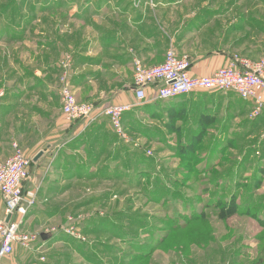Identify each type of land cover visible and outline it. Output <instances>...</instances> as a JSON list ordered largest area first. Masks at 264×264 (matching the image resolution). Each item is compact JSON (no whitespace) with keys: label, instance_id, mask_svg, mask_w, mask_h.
Here are the masks:
<instances>
[{"label":"rangeland","instance_id":"1","mask_svg":"<svg viewBox=\"0 0 264 264\" xmlns=\"http://www.w3.org/2000/svg\"><path fill=\"white\" fill-rule=\"evenodd\" d=\"M78 2L0 0V103L10 89L29 91L3 124L12 140L11 155L17 143L32 157L28 146L36 135L46 136L49 122L42 109L67 123L60 93L64 74L79 102L97 101L78 97L70 73L74 61L68 65L82 52L76 45L93 33L87 27L92 18L74 10ZM234 10L245 13L246 28L212 35L221 38V49L264 59V0H239ZM105 72L94 84L109 92L120 79L111 67ZM229 95L240 105L236 117L232 111L224 115L233 128L219 119L196 129L197 139L195 130L186 136L182 129L159 130V124L152 129L146 117L136 119L138 127L125 128L124 137L107 116L97 117L93 122L103 125L105 144L100 142L101 151L96 142L94 151L75 152L88 167L83 176L78 172L56 183L59 189H24L25 204L34 202L22 227L51 236L27 250L43 251L40 263L45 264H264V119L252 118L253 109L244 111L240 96ZM95 152L101 153L91 163Z\"/></svg>","mask_w":264,"mask_h":264},{"label":"crops","instance_id":"2","mask_svg":"<svg viewBox=\"0 0 264 264\" xmlns=\"http://www.w3.org/2000/svg\"><path fill=\"white\" fill-rule=\"evenodd\" d=\"M74 1H81L78 2L81 5L76 6L74 10L88 19L92 18L87 27L92 26L93 30V33L91 31L88 33L92 35L85 38L80 45H76L75 50L82 52L68 63L71 66L74 61L75 68L70 73L73 78V89L81 100L97 99L94 102L97 107H104L110 102L134 104L137 108H133L126 117V121L131 118L129 125L125 123L127 128L138 127L136 124L138 117L152 119V129H156L159 124V130H178L188 124L192 125L190 129L196 130L204 123L211 126L217 124L219 119L224 120L223 127L226 126L229 130L233 128L231 118L224 119V115L231 114L232 111V115L236 117L235 108L240 105L226 93L196 92L171 101H160L156 98V88L148 87L145 89L146 98L139 103L133 71L134 60L138 58L148 66L161 64L165 60L167 50L173 45L180 55L189 57L190 72L193 76L211 75L226 65L230 60L231 50L221 49L219 45L221 38L219 37V40L213 35L220 32L235 33L238 29L246 28L245 13L235 14V3L239 0ZM66 8L72 19L74 6L69 4ZM214 40H218V43L216 44ZM58 42L55 40V43ZM56 48L66 47L57 45ZM105 67H111V72L120 79V85L109 92L106 88L95 85L96 81L105 76ZM25 94L21 88L10 89L7 91L6 101L0 103L2 112L0 117L3 114L0 120L6 117L0 123V133H3L2 137L0 134V158L9 157L13 150L12 140L6 137L3 124L11 117L15 104L25 100L27 95ZM50 113L47 109H42L41 112L49 120L44 127L46 136L43 134L40 136L43 138H40L36 135L34 143L28 146L30 151L28 153L32 154V164L30 178L24 185L26 190L59 189L56 183L69 181L77 176L78 172L84 173L88 167L81 160L83 157L75 152L94 151L90 147L93 143H98L105 132L101 123L89 127L77 123L71 126V123L62 122L57 115L47 117ZM53 119L56 120L52 121ZM17 130L20 132L18 134L22 135V141L24 138L21 133L22 127H17ZM39 153L42 155L35 161ZM1 199L0 193V210H3ZM33 214L29 221L34 218ZM44 233L48 238L43 240L41 237L40 240L48 241L51 236L49 232ZM27 249L29 248L16 246L14 252L3 260V264H45L40 263L43 251L39 254Z\"/></svg>","mask_w":264,"mask_h":264},{"label":"built area","instance_id":"3","mask_svg":"<svg viewBox=\"0 0 264 264\" xmlns=\"http://www.w3.org/2000/svg\"><path fill=\"white\" fill-rule=\"evenodd\" d=\"M134 62L133 80L139 103L146 98L145 89L155 87L159 100H172L194 92H234L244 100L253 101L252 118L264 110V59L255 61L234 55L226 65L207 76H193L189 58L180 56L173 46L161 64L148 66L139 59ZM67 76L64 74L60 90L67 122L84 121L88 125L100 115L107 116L116 132L125 137L124 115L135 105L122 103L97 107L93 103L79 102ZM31 164L32 157L25 154L17 143H14L11 156L0 158V193L4 203V210L0 212V264L16 246L30 248L41 238L40 232L33 233L22 227L27 210L34 202L32 199L25 204L24 199V185L30 178Z\"/></svg>","mask_w":264,"mask_h":264},{"label":"trees","instance_id":"4","mask_svg":"<svg viewBox=\"0 0 264 264\" xmlns=\"http://www.w3.org/2000/svg\"><path fill=\"white\" fill-rule=\"evenodd\" d=\"M173 47L175 48V46L173 45ZM176 49V48H175ZM168 51V50H167ZM177 51V50H176ZM178 53V52H177ZM179 54V53H178ZM180 55V54H179ZM234 55H237V54H233L231 51H230V59L232 58V57H234ZM238 55H240V54H238ZM180 56H183V55H180ZM189 58V57H188ZM190 60V59H189ZM205 92H207V91H205ZM194 93H196V92H194ZM223 93V92H222ZM234 92H228V93H226V94H228V96H230L229 94H233ZM191 94H193V93H191ZM183 97V96H182ZM177 99V98H176ZM239 101H240V103L244 106V108L245 109H248L250 112H251V110L253 109V107H254V103H253V101H248V100H244L243 98H237ZM172 100H174V99H172ZM160 101H171V100H160ZM132 111V110H131ZM131 111H129V112H127L125 115H124V119H123V124H124V127L125 128H127V126L125 125V123H126V117H127V115L131 112ZM196 115H193V117H195ZM262 118V119H264V110H263V112L258 116V118ZM95 122V121H94ZM94 122H92L90 125H88L87 127H89V126H91V125H93V124H95ZM79 124V125H83V123H84V121H76V122H74L73 124ZM190 126H192L191 124H188V125H185V126H183V127H181L180 129H182L184 132V134L187 136L188 134H190V132H189V130H191V131H194V130H192V129H190ZM86 127V128H87ZM207 127V124L206 123H204V124H202L201 125V127H199L200 129L201 128H203V129H205V128ZM86 128H85V130H86ZM171 128V127H170ZM84 130V131H85ZM169 131H171L172 133H173V131L172 130H174V129H168ZM175 130H177V129H175ZM179 130V129H178ZM198 130H195L194 132H193V137L194 136H196V139H197V137H199L200 136V133L201 132H198ZM87 133V132H86ZM106 138V137H105ZM105 138L103 139V141L101 142V139H100V141H98V144H97V148H99L100 149V151H101V148H100V142H101V145L102 144H105ZM194 141V140H193ZM225 142V139H223L222 141H220L219 142V144H223ZM79 143V142H78ZM183 144H186V142L185 143H183ZM77 146H79V144L77 145ZM184 146H186V145H184ZM95 147V144L93 143L92 144V146L90 147V148H94ZM186 147H188L189 149H191L192 147H193V145H189V146H186ZM224 147H226L225 145H221V151L223 152V150H224ZM103 151V150H102ZM96 153V152H95ZM100 153L101 152H99V153H96V156H91V160H90V162L91 163H94L95 161H97V157H99V155H100ZM86 171H88V169L86 168ZM85 171V172H86ZM84 172V173H85ZM79 176H83V173H81V172H79Z\"/></svg>","mask_w":264,"mask_h":264},{"label":"water","instance_id":"5","mask_svg":"<svg viewBox=\"0 0 264 264\" xmlns=\"http://www.w3.org/2000/svg\"><path fill=\"white\" fill-rule=\"evenodd\" d=\"M42 155V153H39L36 157H35V161L40 157ZM10 215L8 216V218H7V221H9L10 220ZM41 237H42V239L43 240H46L47 238H48V236H47V234L46 233H41Z\"/></svg>","mask_w":264,"mask_h":264}]
</instances>
